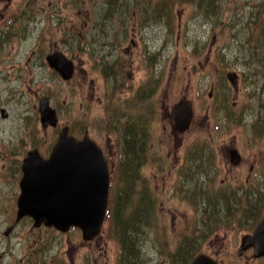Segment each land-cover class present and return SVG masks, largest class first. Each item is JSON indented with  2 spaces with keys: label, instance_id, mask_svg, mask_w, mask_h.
Wrapping results in <instances>:
<instances>
[{
  "label": "rangeland",
  "instance_id": "rangeland-1",
  "mask_svg": "<svg viewBox=\"0 0 264 264\" xmlns=\"http://www.w3.org/2000/svg\"><path fill=\"white\" fill-rule=\"evenodd\" d=\"M137 1L154 0H0V108L4 107L8 112L6 118L0 116V264H9L15 259L34 264L38 256L45 264H52L55 259L57 264H87L86 253H91L90 250L94 253L90 254L89 264L94 260L100 264L116 263L119 246L108 219L100 237L91 244L86 243L91 246L89 249L83 245L80 232L57 235L58 238L47 237L44 227L34 229L29 219L22 220L9 236L4 235V229L8 223L6 218L11 222L14 219L23 156L34 147L43 154L49 152L60 126L69 125L71 132L78 137L86 129L95 137L97 128L107 132L110 141L108 154H112V145L114 150V155L108 159L111 181L115 183L118 179L119 169L115 167L119 151L117 130L128 113L126 103L130 86L139 85L145 75L143 64L140 66V59L136 57L138 68L134 78L129 81L120 78L116 96L124 104L123 107L120 105V113H124L121 120L116 118V109L112 105L103 109L97 104L100 95L97 91L101 90L102 82L99 63L103 61L102 57L117 56L113 53L116 42L119 48L127 44L122 39L119 44L120 21L137 26V33H144L149 49L157 53L156 58L152 57L153 62L157 59L150 78L155 87L152 102L156 107L161 104L164 109L163 114L157 109L159 115L149 120V161L141 169L142 178L135 183L136 194L130 192V206L125 211L127 214L139 207L146 196V211L152 214L147 215L149 222L134 232L138 234L133 264H180L182 260L176 257L179 244L192 235H205L198 245L202 252L215 257L218 264H264V259L252 256L251 249H240L242 235L250 233L264 214V182L249 181L242 186L223 183L226 187L223 195L230 196L228 216L209 236L193 231L197 221L193 201H202L193 198H199L203 187L215 186L217 192L222 190L220 176L224 173L215 183L209 184L195 182L192 175L185 180L177 177V160L193 143L196 134L200 136L198 142L208 147L195 160V164L199 163L202 168L213 166L214 161H219L222 167L229 160L228 152H225L227 147L243 152L256 147L264 149V44L255 38L258 28L248 16L251 8L245 6L246 15L242 12H237V16L234 14V10L238 11L236 7L258 5L261 0H212L222 7L205 5L198 9L194 7L198 5L196 2L206 0H183L173 8L175 3L169 1L176 0H158L159 9L162 4L167 5L173 14L168 16L165 11L162 17L159 9L151 10L146 4L141 19L134 13ZM124 2L127 7H123ZM88 13L86 27L83 19ZM263 17L264 13L261 19ZM165 32L167 43H164ZM54 50H60L74 60L76 69L71 80H61L47 65L45 55ZM93 55L99 57L98 64L93 61ZM88 58L91 65L97 66L88 75L95 79L94 103L91 102L89 111L86 109L87 83H84ZM230 71L236 74L232 81L227 76ZM215 80L226 91V98L220 99L222 106L227 108L230 105L235 121L231 124L227 120L228 126L224 116L219 119L213 107L208 116L203 115L206 107L201 108L199 103L209 101L207 94ZM196 90L202 93L194 97ZM43 96L49 98L58 112V128L40 124L38 101ZM182 97H194L197 112L202 113L197 119L207 118L203 124L196 121L184 137L172 132L168 119L170 107ZM137 115L145 123V114L137 112ZM162 163L164 170L160 172ZM116 184L119 185L117 200L121 201L126 193L122 191V185ZM238 187L244 189L245 201L240 199V193L234 197L233 191ZM257 202L260 203L257 219L248 217L253 208L247 206ZM243 206L246 209L235 210Z\"/></svg>",
  "mask_w": 264,
  "mask_h": 264
},
{
  "label": "water",
  "instance_id": "water-1",
  "mask_svg": "<svg viewBox=\"0 0 264 264\" xmlns=\"http://www.w3.org/2000/svg\"><path fill=\"white\" fill-rule=\"evenodd\" d=\"M49 66L67 80L73 74V63L63 53L55 51L46 56ZM43 126L57 124V114L47 97L39 101ZM6 116V110L1 109ZM192 111L190 103L182 99L172 109L171 120L177 129L188 127ZM17 218L29 215L34 224L44 222L61 230L75 225L83 237L96 235L104 219L108 195V169L100 148L87 134L76 139L63 127L48 158L37 149L30 150L23 160ZM242 246H253L254 255H264V217L252 235L242 238ZM191 264H216L205 253L197 254Z\"/></svg>",
  "mask_w": 264,
  "mask_h": 264
},
{
  "label": "trees",
  "instance_id": "trees-1",
  "mask_svg": "<svg viewBox=\"0 0 264 264\" xmlns=\"http://www.w3.org/2000/svg\"><path fill=\"white\" fill-rule=\"evenodd\" d=\"M253 24L257 26L258 32L255 36L257 40L261 41V44H264V17L261 19L260 15L256 16L254 15V18L252 20ZM249 48H252L249 46ZM248 49V48H247ZM115 77V75H113ZM126 106L128 107L129 104L127 103ZM130 118V114H127L124 121L121 123V129L124 131L123 133V144H122V153L124 155L125 160L121 164V167L119 169V177L118 183L120 182V185H122V191L126 193L125 197L121 198L120 200L113 199L112 203V216L110 215L111 224L113 225L111 227V233L115 240L118 242L120 249L122 250L121 256L124 258V264H133V255H134V247H136L135 241L137 239V234L134 233L135 231L141 230V227L149 222V214L146 212V196L143 197V201L139 207H134L130 210L129 213L125 214V211L130 206L131 199L129 197L130 192H133L136 194L135 191V183L138 184L140 180L139 176V166H140V158L139 155L136 153V163H134L133 155H132V149L136 151V148L133 147V140L131 138V123L128 121ZM136 166V174H135V168ZM133 186V188H132ZM132 190V191H131ZM142 196V195H141ZM142 198V197H141ZM215 218V221H218V224L224 221L223 215H215L213 216ZM212 217V218H213ZM204 220V217H202ZM206 219H211L210 216H206ZM203 226L205 224V220L202 222ZM207 224L206 223L204 228H201L200 230L202 233H207ZM217 224V223H212ZM196 228V227H195ZM197 230V228H196ZM205 235H200L199 237L192 235L189 237V239H183V243L181 242L178 249H177V257L182 260L180 264H188L190 259L193 257V255L200 250V245H198L199 242L203 240ZM193 247V249L190 246Z\"/></svg>",
  "mask_w": 264,
  "mask_h": 264
},
{
  "label": "flooded vegetation",
  "instance_id": "flooded-vegetation-1",
  "mask_svg": "<svg viewBox=\"0 0 264 264\" xmlns=\"http://www.w3.org/2000/svg\"><path fill=\"white\" fill-rule=\"evenodd\" d=\"M121 30L124 31V27L121 28ZM134 35V33H133ZM123 51H121L120 49H116L117 52H119V55L117 57V64L119 67H123L125 68V70L129 71L128 76L130 78H134V69L133 66L135 65L136 61L135 58L133 56H136V52H137V48H136V41L134 40V38L131 36L130 39L128 40L127 44L124 47ZM141 51V50H140ZM90 64L88 65V68H90ZM85 73V77H84V83H87V95H86V103H87V109L90 110L91 108V104L94 103L92 102L94 97H95V84H94V80L93 79H88V73ZM133 92H134V96L132 97V104H131V108L135 109L137 107V102H138V93H140L141 91H145L148 92V86L146 85V83L142 86H140V88L137 90L136 87H132ZM92 102V103H91ZM97 104H100V99H98ZM145 107H144V114H147L149 112H152V101H151V97L150 98H146L144 101ZM142 105V104H140ZM159 109L161 110V113H164V109L162 107V105H160ZM196 118V117H195ZM194 118V119H195ZM194 122H192V125L198 121L200 124H203V119L201 120H194ZM97 136V140L100 142V144L103 147V150L105 151V153L107 154L109 151V143L110 141L108 140V137L104 138L101 135H96ZM182 137H184L182 135ZM134 140H136L134 138ZM182 142H183V138H181ZM112 148V146H111ZM201 149L196 150L198 152H200ZM225 152H230L229 147H227V150H225ZM193 153V152H192ZM193 156H198V153H193ZM263 156V152L260 150H255L253 151V154L250 157V161H249V156L246 157V159L244 161L240 160L238 163L233 164L231 163L232 160L230 159V155H229V159H230V163L225 161V165H224V176L222 178H230L231 180H233L235 183H243L244 181H249L250 176H249V172L253 171L255 167L259 168V166L262 164V157ZM221 164V162H220ZM230 165V166H229ZM195 167H196V171H195ZM223 166L221 167V165L219 166H208V168H202V166H192L191 167V171L190 173H192L193 175H195L194 177L198 178L196 179L197 181H201L204 182L205 184H209V183H214L216 181V179L218 178V176L220 174L223 173L222 171ZM188 173V172H187ZM187 173H183L184 175H186ZM225 179H221V181H225ZM260 181V180H257ZM212 199H216V197H213ZM241 210H243V207L241 208ZM6 220L8 221L7 225H6V231H7V235L10 233H14L15 229L18 227V225L20 224V222H16L14 221H10V219L6 218ZM92 242H87V243H93ZM85 245V247H87L88 249L91 248V246H88L86 243L83 244ZM93 249H95V246H93ZM88 251V250H87ZM91 253H94L93 250H90ZM89 251L86 253V259H87V264H89L90 262V254ZM65 262V261H64ZM67 262V261H66ZM65 262V263H66ZM46 262L40 260V258H38V260L36 261V264H45ZM86 263V262H85ZM9 264H24V260L22 259H15L13 262L9 263ZM52 264H57L56 259L54 261H52ZM92 264H100L97 260H94Z\"/></svg>",
  "mask_w": 264,
  "mask_h": 264
}]
</instances>
